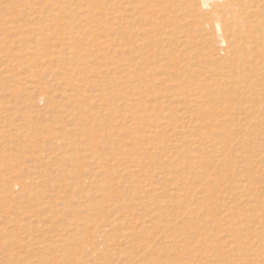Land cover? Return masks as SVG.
<instances>
[{
	"label": "rangeland",
	"instance_id": "rangeland-1",
	"mask_svg": "<svg viewBox=\"0 0 264 264\" xmlns=\"http://www.w3.org/2000/svg\"><path fill=\"white\" fill-rule=\"evenodd\" d=\"M243 3L250 62L196 0H0V264H264Z\"/></svg>",
	"mask_w": 264,
	"mask_h": 264
},
{
	"label": "bare ground",
	"instance_id": "bare-ground-1",
	"mask_svg": "<svg viewBox=\"0 0 264 264\" xmlns=\"http://www.w3.org/2000/svg\"><path fill=\"white\" fill-rule=\"evenodd\" d=\"M196 1L197 21L205 22L209 19L212 22L218 35V42L221 45L228 44L230 49L228 53L233 55L234 59L238 61L242 55H245L250 62L254 56H258L255 51L259 53V44L256 37H253L255 26L252 25V21L248 22L247 16H241L246 11L243 0H217L218 2L212 5H210L212 0ZM244 32L246 35L243 34ZM246 36L249 37V44L247 41L242 42ZM204 263L207 264V260Z\"/></svg>",
	"mask_w": 264,
	"mask_h": 264
}]
</instances>
